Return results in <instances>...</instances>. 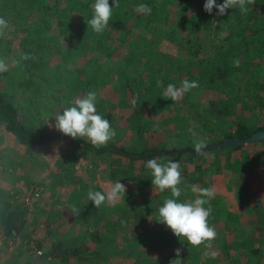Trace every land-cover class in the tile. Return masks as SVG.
Wrapping results in <instances>:
<instances>
[{
  "label": "rangeland",
  "instance_id": "obj_1",
  "mask_svg": "<svg viewBox=\"0 0 264 264\" xmlns=\"http://www.w3.org/2000/svg\"><path fill=\"white\" fill-rule=\"evenodd\" d=\"M70 1L65 0L64 6L59 5L58 11L60 17L70 20L92 13L95 3V0ZM205 2L199 0L196 7H188L177 0H163L162 10H157L160 18L131 26L130 37L126 38L128 43L124 46L127 50L131 47V52H140L137 58L126 63L122 61V51L108 57L107 62L112 68L107 84L97 90L96 105L101 103V113L110 116L111 127L116 131L112 141L118 146L137 152L151 146L184 150V154L176 159L163 153L155 159L161 163L168 160L180 162V202L194 201L197 194L191 190L192 185L214 189L215 195L209 201L212 212L208 223L216 230L215 240L192 246L186 238L176 237L171 229L158 222V208L166 198H171V193L170 190L160 192L152 185L151 171L145 166L148 158L140 164L142 159L133 162L108 152L87 154L86 150L67 140H56L43 149L34 147L26 151L0 123V210L2 207L12 209L15 204L24 205L27 217L21 233H30V237L42 236L41 249L45 250L60 240H73L81 250L84 249L80 252L82 256H86L90 248L85 264H170L177 258L175 250L180 248L182 264H217L210 261L211 253L215 250L210 249L208 243L218 241L219 244L224 243L226 248L217 252L223 263L233 260V254L238 250L243 254L239 253L241 257H235V260L244 258L248 250L244 245L247 229L233 209L227 208L231 204L229 206L226 202L237 201L236 207L242 209V198L249 193L255 197L261 192L260 189L257 192L245 191L244 183L250 177L254 180L260 178L256 174L262 172L264 167V140L245 142L237 147L205 148L202 154H197L192 152V132L206 143L223 140L222 131L230 119H241L252 126L257 125L261 113H258L257 104L261 102H240L233 98V92H224L229 87H224L221 92L215 91L214 87L200 81H197L198 88L183 94L177 101L165 97V89L140 99L132 96L122 83L134 67L142 69L146 61L150 62L149 58L160 60V53L157 52L165 54L161 59L183 57L186 45L190 46L184 41L186 39L199 49L200 56H211L214 45L235 24L230 15L227 21L218 19L215 8L209 15L216 16L214 22L205 17H192L190 14L203 7ZM216 3H223V0H216ZM132 13V8L126 7L125 18ZM28 16L27 11L15 10L0 0V17L8 21V28L0 36V58L8 63V71L0 73V90L19 107L20 115L29 124L34 122L33 126L43 125L51 132L61 133L55 129V118L51 116L73 106L77 94L73 91L68 97L65 95L66 81L71 76L72 68L83 63L86 54L79 53L73 45L72 53L58 68H47L49 82L34 88L18 86L23 74L20 69L19 31ZM118 62L123 64L117 65ZM165 64L174 68V82L179 86L184 80L180 76L184 69L172 61L165 60ZM247 66L257 69L264 95V62ZM236 74L239 75V72ZM186 80L193 81L189 78ZM229 96L232 102H229ZM214 98L221 99L223 104L232 103L233 109H236L226 114L204 112L207 101ZM34 102L39 104V111L31 114ZM131 105L135 113L129 111ZM125 113L126 116H123ZM185 144L193 148H182ZM119 180L126 186L125 197L115 203L106 202L98 209L88 201L89 190L106 193ZM238 200L242 202L240 207ZM252 204L254 212L259 215L256 224L260 225L261 205L256 198H253ZM255 231L256 238L264 233ZM21 237L0 231V264H62L57 258L34 252L29 246L34 242H26V238ZM80 263L84 264V261Z\"/></svg>",
  "mask_w": 264,
  "mask_h": 264
},
{
  "label": "trees",
  "instance_id": "obj_2",
  "mask_svg": "<svg viewBox=\"0 0 264 264\" xmlns=\"http://www.w3.org/2000/svg\"><path fill=\"white\" fill-rule=\"evenodd\" d=\"M177 1L188 7L192 5L196 7L199 0ZM118 2L119 7L113 8L112 17L105 31L98 34L85 22V20L91 19L93 14L91 12L83 14L76 20L59 16V5L64 6L65 0H2L6 6L11 5L15 10L29 13L28 18L20 28L19 39L21 37V53L29 54L30 59H21L20 61V69L23 74H21V81L18 82V86L34 88L49 82L50 76L47 73V68H58L72 53V47L75 45L79 53L86 54V58L82 64L72 68L71 76L66 81L65 95L68 97L75 91L77 94L75 99H77L89 91H94L97 94L98 88L103 87L108 82L109 70L112 68L107 62L108 57L113 53L118 54L122 51V54L120 53L122 61L126 63L137 58L136 55L140 52H131V47L130 50H127L124 46L128 43L126 38L130 37V27L161 17L157 10H162L163 0H118ZM109 4L113 6V0H109ZM140 4L150 6L151 14L140 13L137 10ZM126 7L132 8L133 13L129 18H125ZM190 15L198 19L208 18L207 20L210 22L217 20L216 16H209L210 14L205 12L203 7H199V10ZM229 15L235 26L226 30L219 42L214 45L211 56H200L198 54L199 49L197 50L193 42L186 39L184 41L188 42L191 48L186 45L183 57L161 59L165 54L157 52L160 53V60L149 58L150 62L146 61L142 69L139 66L134 67L132 72L128 73L122 80L123 85L127 87L132 96L140 99H145L154 92L163 91L170 83L177 85V82H174L176 81L173 74L174 68L165 64V60L172 61L177 67L184 69V73L180 74L181 79L189 78L193 81H200L220 92L223 91L224 87H229L224 92L227 94L233 92V98L239 99L240 102H261L258 103L259 105L257 104L258 113L261 112L257 125L252 126L241 119H230L228 126H224L222 131L224 138L227 136L244 137L254 130L264 128V95L260 89V75L257 69L247 66L248 64H256V62H264V0H255L253 4L247 5V10L244 12L239 11V9H228L227 14L217 15V17L224 22L228 20ZM223 40L225 42H222ZM253 60L254 62H252ZM175 61L181 62L175 63ZM123 63L118 62L117 65ZM142 70L145 72L141 73ZM236 72H239V75ZM158 81L163 82L162 86H158ZM5 96L0 90V123L7 132L15 136L17 142L23 145L26 151L33 150L34 147H42L43 149L54 144L56 140H67L76 143V147L86 150L87 154L108 152L123 156L133 162L142 159L140 164L145 159H153L160 153L170 154L173 159L184 154V150L171 148L166 151L168 149L159 146L145 147L137 152L132 148L127 149L118 146L112 140L107 146L97 148L92 146L86 138L73 139L62 133L51 132L43 125L33 126L34 122L29 124L20 115L19 107ZM230 98L231 96H229V102H232ZM207 102L208 104L203 107V111L206 113L226 114L233 109L232 103L223 104L221 99H209ZM38 106L39 104L34 102L30 113L34 114ZM96 108L98 114L110 120V116L101 113L103 109L101 103L97 104ZM235 109L236 107L233 110ZM129 111L135 113L132 105L129 107ZM34 121L36 120L34 119ZM181 147L193 148L190 144ZM26 217L27 212L24 205L15 204L12 209L2 207L0 210V231L9 235L19 234L22 236L21 238H26V242L31 240L35 246L41 248L44 240L42 236L30 237V233L27 235L21 233L25 227ZM78 245L73 240L67 242L60 240L45 250L43 248L42 253L57 258L62 264H81L82 260L85 264L89 257L90 248L88 253L86 251V256H82L80 252H83L84 249L81 250Z\"/></svg>",
  "mask_w": 264,
  "mask_h": 264
},
{
  "label": "clouds",
  "instance_id": "obj_3",
  "mask_svg": "<svg viewBox=\"0 0 264 264\" xmlns=\"http://www.w3.org/2000/svg\"><path fill=\"white\" fill-rule=\"evenodd\" d=\"M254 2L255 0H223V3L217 4L216 0H206L203 9L211 14L215 8L216 14L222 16L227 14L228 9H239V11L244 12L247 10V5ZM114 7H119L118 0H113V6H110L109 0H95L91 19L85 20L87 26H90L98 34L103 33L112 17ZM137 10L143 14H151L152 12L151 7L147 4L138 5ZM7 28L8 21L0 17V36L4 35ZM20 58L27 60L30 59V55L21 53ZM14 63H19V61H14ZM7 71L8 63L5 59L0 58V73ZM162 83V81H158V86H162ZM198 87L197 81L183 80L179 86L168 84L163 94L171 101H177L183 94ZM96 100V92L89 91L83 97L75 99L73 101L74 106L66 107L62 112H56L51 116L55 118V129L73 139L86 138L92 146L97 148L107 146L114 139L116 131L111 127L108 119L98 114ZM189 131L192 130L189 129ZM192 135L195 153L202 154L207 146L206 142L196 137L195 132H192ZM145 166L151 171L152 185L160 192L170 190L171 193V198H166L163 205L158 208V222L171 229L176 237L186 238L192 246H199L205 241L215 240L216 230L214 227H210L208 223V218L212 212L209 201L215 195L214 189L211 187L197 188V186L192 185L191 190L197 194L194 201L180 202L179 198L182 195L180 162L168 160L166 163H161L158 159L153 158L147 160ZM125 193L126 186L119 180L106 193L89 190L87 199L98 209L106 202L115 203L125 197ZM205 205L209 206L205 207ZM181 251L180 248L175 250L177 258L172 260L170 264H182Z\"/></svg>",
  "mask_w": 264,
  "mask_h": 264
},
{
  "label": "crops",
  "instance_id": "obj_4",
  "mask_svg": "<svg viewBox=\"0 0 264 264\" xmlns=\"http://www.w3.org/2000/svg\"><path fill=\"white\" fill-rule=\"evenodd\" d=\"M38 108L39 107H37L36 110L39 111ZM263 172H264V167L262 168V172H260L259 174H256V176L260 177L259 179L256 178V180H254V178L250 177L249 179L245 180V183H244L245 191L257 192L260 189L261 192L257 193L255 197L249 193L248 196H246L244 199L242 198V201H243L242 209L236 207L237 201L229 200L226 202L228 203L229 206L231 204V207H227V208L233 209L232 211L235 213V215L238 216L240 221L243 220V222L241 223L247 229V236L245 238L244 245L247 246L248 250L247 252L245 251L244 258H239L238 261L235 260V257H241L240 254H243L238 250V253L235 252L233 254L234 256L233 260H230L228 258L229 260H226V263H223L222 259L220 260L218 258L219 256L217 255V252L218 250L226 249L225 244L224 243L219 244L217 241L216 243H210V244L208 243L210 249L215 250V252L213 251L214 253H211L212 259L210 261H212L213 263H217V264H263L264 263V233L260 237H257V238L255 237V234H256L255 230H257V233L259 231L264 232L263 231L264 230V192H263L264 191L263 189L264 188V173ZM253 198H256L261 205V216L262 217L260 218L262 220V223L260 225L256 224L258 220L257 217L259 215L258 213H255L254 208H252ZM238 203H239L238 207H240L242 205V202L238 200ZM64 224L65 226H68L67 223H64ZM215 225L219 226L217 223H215ZM254 241H256V243ZM237 246L240 249V245L238 244Z\"/></svg>",
  "mask_w": 264,
  "mask_h": 264
},
{
  "label": "water",
  "instance_id": "obj_5",
  "mask_svg": "<svg viewBox=\"0 0 264 264\" xmlns=\"http://www.w3.org/2000/svg\"><path fill=\"white\" fill-rule=\"evenodd\" d=\"M258 140H264V128L254 130L244 137L234 138L231 136H227L223 140L206 143L207 145L206 148L226 147V146L237 147L245 142H252ZM166 151H169V149Z\"/></svg>",
  "mask_w": 264,
  "mask_h": 264
},
{
  "label": "built area",
  "instance_id": "obj_6",
  "mask_svg": "<svg viewBox=\"0 0 264 264\" xmlns=\"http://www.w3.org/2000/svg\"><path fill=\"white\" fill-rule=\"evenodd\" d=\"M30 193V192H29ZM28 193V194H29ZM33 194V193H32ZM35 195L37 194V193H34ZM28 199V196L26 195L25 196V200H27ZM29 246H30V248L34 251V252H36V253H42V249L41 248H38L37 246H35L33 243H30L29 244ZM264 264V263H263Z\"/></svg>",
  "mask_w": 264,
  "mask_h": 264
}]
</instances>
